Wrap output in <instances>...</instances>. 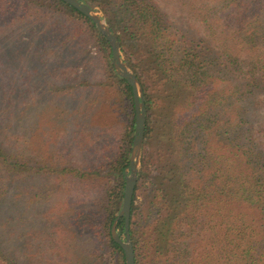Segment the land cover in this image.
<instances>
[{"label":"trees","instance_id":"obj_1","mask_svg":"<svg viewBox=\"0 0 264 264\" xmlns=\"http://www.w3.org/2000/svg\"><path fill=\"white\" fill-rule=\"evenodd\" d=\"M81 1L103 12L145 93L130 220L136 264H264V0H179L205 36L172 21L155 0ZM111 56L94 22L65 1L0 0V205L13 186L34 211L51 202L32 217L41 226L27 235L35 249L14 252L0 240V264H58L61 237L71 231L59 235L48 225L61 229L70 220L98 236L88 209H58L69 182L104 191V230L118 264H126L111 226L121 210L135 110L132 87ZM118 95L133 117L123 130L119 119L108 126L119 134L117 148L80 164L66 159L55 136L31 138L24 127L32 113L76 132L82 119L99 128L117 111ZM104 159L116 173L112 185L103 183ZM30 174L54 178L32 199L23 182ZM117 228L124 232V217ZM91 255L88 264H103L96 250Z\"/></svg>","mask_w":264,"mask_h":264},{"label":"rangeland","instance_id":"obj_2","mask_svg":"<svg viewBox=\"0 0 264 264\" xmlns=\"http://www.w3.org/2000/svg\"><path fill=\"white\" fill-rule=\"evenodd\" d=\"M155 1L162 9H164V11L169 14L172 21L184 26L187 29L197 30V32L202 36L206 35L203 26L194 17L193 19L190 17L187 7L182 4V2H179V0ZM95 8L98 9L97 7ZM89 48L93 53L96 52V48L94 46ZM113 80L116 82L115 78H113ZM117 99V111L111 112L109 117L108 115H105V120L100 122L101 126L99 128L93 129V125L90 128L89 120L82 119L77 123L78 127L76 132L75 127H73L71 124L65 123L63 127V123H61L58 126H55L57 124L56 121L51 123L49 119H41L40 117H37L36 114L33 115L32 113L26 119V123L24 122V127L28 128L31 138L34 136H41L42 138L48 139L52 136H55L56 147L63 149L64 143V152L67 154L66 159L70 162H74V164H80L82 163L83 159L85 161L88 158L93 159L95 153H99V155L104 153H112L113 149L111 150V147L114 144L117 148V138L119 134L115 132L116 130L111 131V129H107L108 126L113 120L116 121L119 119L120 126H118V128L123 130L124 125L128 124V121H130L133 117L131 108L128 106V103L124 97L118 95ZM258 101L260 106L262 105L263 110L264 96H261ZM59 127H62L61 129H63L65 132L60 136V138L57 139ZM36 128H39V131ZM79 131H82L83 133ZM101 131L102 133H100ZM94 133L99 134L95 135ZM73 134L75 136H73ZM260 136L261 134L259 137ZM51 146L53 150L54 145L51 144ZM103 164L105 165L102 169V179L104 180L103 183L112 185L116 182V173L110 166V160L104 159ZM53 180V176L49 175H28L26 179L23 180V182L29 191V199H32L33 194L38 189L50 186ZM17 182L21 183L20 180H17ZM64 185L65 186H62L63 191H58L59 196L58 201H56L58 209L65 211L67 207H70L68 204H71V206H74L75 208L82 206L88 209L92 213L91 218L93 219V224L96 226L95 229L98 231V236H92V234L86 228H82V230L78 229V227H76L73 222H69L70 220L63 221V225L67 226L68 228L62 227L60 229L50 225L45 227L44 230L49 232L53 231L59 235L62 234V230L68 232L67 229H69L71 231L66 237H61L62 246L60 247L61 255L58 264H68V262L69 264H88L93 259L91 252L95 250L97 251V255H99V259L103 262V264H118V257L115 253H113L109 246L108 236L106 235L103 226L107 205L106 199L104 197V191L101 188L97 189L89 185L83 186L70 182L65 183ZM18 190L19 188L16 191ZM13 191H15L14 186L11 188V190H9V192H7V194H5L6 199H3L5 202L0 205V207H2L0 209V240L6 242L10 249H12L14 252H26L35 249L33 246L30 247V244H27L30 241V237H27V235L30 233V230L41 228L39 224L32 220V217L34 214H36V212H41L45 206H48L47 209L49 210L51 202L47 201L43 206H39V208H36L34 211L32 210V204L30 203V200L26 205V199L19 201L16 199L17 195ZM50 208H52V206ZM66 216L65 219H67ZM4 225L7 232L6 235L2 236L1 232L5 230V227H3ZM121 235L124 237L123 232H121ZM94 257L96 256L94 255Z\"/></svg>","mask_w":264,"mask_h":264},{"label":"water","instance_id":"obj_3","mask_svg":"<svg viewBox=\"0 0 264 264\" xmlns=\"http://www.w3.org/2000/svg\"><path fill=\"white\" fill-rule=\"evenodd\" d=\"M63 1L79 10L94 22L99 32L105 36L111 47V60L116 73L128 81L132 87L135 110L134 135L129 157V166L125 169V187L122 207L111 226V235L113 239L122 247L126 264H136L134 246L130 235V220L133 197L140 171L141 155L146 129L147 118L144 89L136 74L125 61L121 52V44L118 35L107 23L103 12L81 0ZM121 217H124V237H122L117 228L118 221Z\"/></svg>","mask_w":264,"mask_h":264}]
</instances>
